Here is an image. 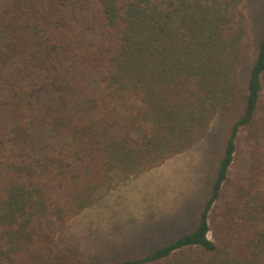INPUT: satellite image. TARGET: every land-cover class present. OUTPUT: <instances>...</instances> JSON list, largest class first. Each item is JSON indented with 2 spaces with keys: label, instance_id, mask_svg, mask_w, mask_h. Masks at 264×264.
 Wrapping results in <instances>:
<instances>
[{
  "label": "trees",
  "instance_id": "1",
  "mask_svg": "<svg viewBox=\"0 0 264 264\" xmlns=\"http://www.w3.org/2000/svg\"><path fill=\"white\" fill-rule=\"evenodd\" d=\"M242 2L0 3V264H264V27L254 49ZM235 102L192 230L112 262L59 245L113 172L183 154Z\"/></svg>",
  "mask_w": 264,
  "mask_h": 264
},
{
  "label": "rangeland",
  "instance_id": "2",
  "mask_svg": "<svg viewBox=\"0 0 264 264\" xmlns=\"http://www.w3.org/2000/svg\"><path fill=\"white\" fill-rule=\"evenodd\" d=\"M242 3L256 49L264 27V0ZM241 114L242 105L235 102L229 112L215 117L201 142L161 166L138 176L113 172L111 186L99 190L95 205L61 231L59 245L112 262L151 252L191 229L209 195L224 139Z\"/></svg>",
  "mask_w": 264,
  "mask_h": 264
}]
</instances>
